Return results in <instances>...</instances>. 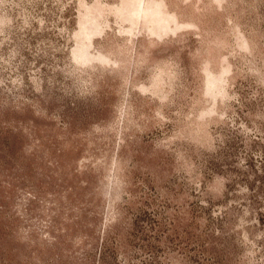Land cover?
<instances>
[{"label": "rangeland", "instance_id": "1", "mask_svg": "<svg viewBox=\"0 0 264 264\" xmlns=\"http://www.w3.org/2000/svg\"><path fill=\"white\" fill-rule=\"evenodd\" d=\"M0 264H264V0H0Z\"/></svg>", "mask_w": 264, "mask_h": 264}]
</instances>
